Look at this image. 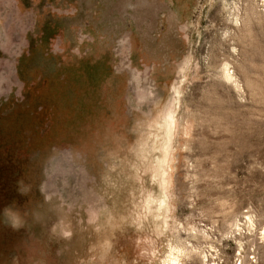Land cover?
I'll return each mask as SVG.
<instances>
[{
  "label": "rangeland",
  "instance_id": "374dc122",
  "mask_svg": "<svg viewBox=\"0 0 264 264\" xmlns=\"http://www.w3.org/2000/svg\"><path fill=\"white\" fill-rule=\"evenodd\" d=\"M0 264H264V0H0Z\"/></svg>",
  "mask_w": 264,
  "mask_h": 264
}]
</instances>
